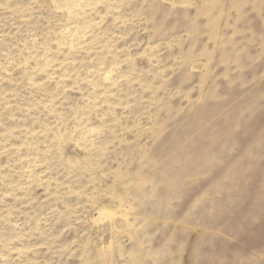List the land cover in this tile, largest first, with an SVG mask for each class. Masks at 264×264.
I'll use <instances>...</instances> for the list:
<instances>
[{"label": "clouds", "instance_id": "1", "mask_svg": "<svg viewBox=\"0 0 264 264\" xmlns=\"http://www.w3.org/2000/svg\"><path fill=\"white\" fill-rule=\"evenodd\" d=\"M0 264H264V0H0Z\"/></svg>", "mask_w": 264, "mask_h": 264}]
</instances>
